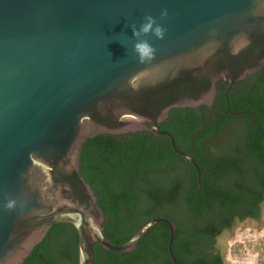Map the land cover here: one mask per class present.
Masks as SVG:
<instances>
[{"label":"water","instance_id":"obj_1","mask_svg":"<svg viewBox=\"0 0 264 264\" xmlns=\"http://www.w3.org/2000/svg\"><path fill=\"white\" fill-rule=\"evenodd\" d=\"M151 16L163 30H133ZM155 27V25H154ZM154 49L140 62L135 44ZM239 48L237 54L233 49ZM264 65V0H0V264H22L56 224L78 237L77 264H94L95 244L131 252L155 223L142 224L124 244L104 236V215L79 173L80 149L100 134L160 130L172 108H211L216 83L230 84ZM12 201V207H8ZM264 232L258 220L236 222L217 238L226 264H256V254L232 260L227 249Z\"/></svg>","mask_w":264,"mask_h":264},{"label":"trees","instance_id":"obj_2","mask_svg":"<svg viewBox=\"0 0 264 264\" xmlns=\"http://www.w3.org/2000/svg\"><path fill=\"white\" fill-rule=\"evenodd\" d=\"M160 130L100 134L80 149L79 173L93 189L104 215V236L126 243L145 222L165 217L176 225L172 254L177 264H226L217 238L236 222L258 220L264 202V65L233 87L216 83L211 108H172ZM170 229L150 227L131 252L94 246V264H173ZM72 225H53L22 264H77Z\"/></svg>","mask_w":264,"mask_h":264},{"label":"rangeland","instance_id":"obj_3","mask_svg":"<svg viewBox=\"0 0 264 264\" xmlns=\"http://www.w3.org/2000/svg\"><path fill=\"white\" fill-rule=\"evenodd\" d=\"M228 256L232 260L248 257V254H256V264H264V232L258 237L242 238L235 241L227 249Z\"/></svg>","mask_w":264,"mask_h":264},{"label":"clouds","instance_id":"obj_4","mask_svg":"<svg viewBox=\"0 0 264 264\" xmlns=\"http://www.w3.org/2000/svg\"><path fill=\"white\" fill-rule=\"evenodd\" d=\"M155 25V27H154ZM149 31H152L156 36L162 37L163 30L159 25L155 24L154 19L149 16L146 18V22L140 25L138 29L133 30V35L140 37L142 34H146ZM135 51L138 54V57L140 59V62H145L146 60H150L152 56L154 55V49L151 47V45L146 40H138V42L135 44ZM239 51V48L233 49V54H237ZM13 202L9 201L8 207H12Z\"/></svg>","mask_w":264,"mask_h":264},{"label":"flooded vegetation","instance_id":"obj_5","mask_svg":"<svg viewBox=\"0 0 264 264\" xmlns=\"http://www.w3.org/2000/svg\"><path fill=\"white\" fill-rule=\"evenodd\" d=\"M247 76H249V75H247ZM247 76L244 78V79H242V80H245L246 78H247ZM227 82V81H226ZM238 82V81H237ZM235 83L236 82H234L233 84H230L229 82H227V84H228V87H233L234 85H235ZM250 220H253V219H250Z\"/></svg>","mask_w":264,"mask_h":264}]
</instances>
